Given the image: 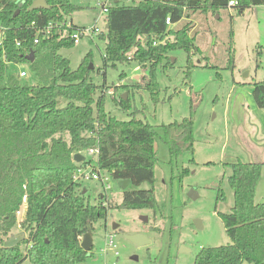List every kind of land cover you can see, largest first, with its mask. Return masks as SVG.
<instances>
[{
    "label": "trees",
    "instance_id": "obj_1",
    "mask_svg": "<svg viewBox=\"0 0 264 264\" xmlns=\"http://www.w3.org/2000/svg\"><path fill=\"white\" fill-rule=\"evenodd\" d=\"M21 1L22 5L0 0V20L6 27L0 46V236H8L13 230L23 206L19 226L26 237L12 247L0 242V264H20L24 259L30 264H84L89 251L80 246L81 237L91 233L98 219L106 217L108 206L102 200L91 203L81 193V183L73 180L79 166L73 154L97 147L98 167L114 181L130 180V185L136 187L130 189L129 185L123 190L119 206L150 209L159 215L153 186L156 130L154 125L137 118L135 111L129 119L119 120L105 110L110 86L105 81H92L90 52L74 70L69 60L59 54L61 48L74 45L70 37L79 25L72 23L66 29L52 26L48 37L39 32L49 23L70 21L69 15L80 6L71 0H45L46 7L29 10L34 0ZM228 1L139 0L127 4L113 0L105 15L107 28L98 35L105 41L104 66L130 61L147 63L149 76L144 89L153 103L158 102V64L170 65L168 53L180 48L187 53L188 71L197 66L192 60L200 53L192 35L196 29L193 20L229 9ZM235 1L230 8H236L238 15L252 6L264 5V0ZM167 17L172 27L165 23ZM228 37L230 69L232 30ZM152 41L157 44L152 45ZM30 53L32 61L26 58ZM6 62L29 64L37 82H22ZM119 87L126 97L119 95L113 100L128 110L129 85L114 86L116 90ZM251 94L256 106L264 110V79L252 83ZM193 125L192 111L180 121L161 125L171 160L184 151L193 154ZM263 164L239 160L228 164L233 206L230 212L218 215L229 242L202 247L193 264H264V201H254ZM188 172L182 167L179 176ZM143 183L149 187L137 189Z\"/></svg>",
    "mask_w": 264,
    "mask_h": 264
},
{
    "label": "rangeland",
    "instance_id": "obj_2",
    "mask_svg": "<svg viewBox=\"0 0 264 264\" xmlns=\"http://www.w3.org/2000/svg\"><path fill=\"white\" fill-rule=\"evenodd\" d=\"M100 1L71 0L81 8L68 18L87 29L95 26V31L73 46L61 48L59 54L69 60L74 70L90 52L92 81L97 84L105 81L113 91L112 95H106L105 110L119 120L129 119L135 111L137 118L155 126L153 186L160 216L150 209L120 207L123 191L111 177L110 189L103 199L99 198L103 188L98 180H81L91 203L102 200V204L108 206L106 217L93 225V247L84 264H193L202 247L229 242L218 215L230 212L233 206V192L227 181L231 172L228 164L238 160L264 162V110L256 106L251 94L252 83L264 79V5L247 8L241 15L236 8H229L195 18L196 29L192 35L200 53L193 55L192 60L197 66L188 71L186 51L180 48L170 51L167 56L171 64L167 67L158 64L155 69L160 92L158 102L153 103L144 89L149 76L147 63L130 61L116 63L115 67L104 66L105 41L98 35L105 31V13L100 14ZM231 30L233 66L229 69L227 47ZM206 63L211 66L205 67ZM11 68L27 71L28 76L22 78V82H37L29 64ZM116 85H129L128 110L121 109L113 100L119 95L126 96L122 88H114ZM191 111L194 152L184 151L171 160L161 125L180 121ZM83 155L91 165H96L95 155ZM182 167L189 172L180 177ZM148 187L143 183L137 189ZM254 201H264V164ZM23 209L22 206L8 236L24 232L26 237L18 223ZM135 233L142 234L150 243L137 246L126 237ZM8 236H0V242ZM20 264L30 262L24 259Z\"/></svg>",
    "mask_w": 264,
    "mask_h": 264
},
{
    "label": "built area",
    "instance_id": "obj_3",
    "mask_svg": "<svg viewBox=\"0 0 264 264\" xmlns=\"http://www.w3.org/2000/svg\"><path fill=\"white\" fill-rule=\"evenodd\" d=\"M16 3H18L19 5H22L23 2L21 0H14ZM127 2L130 3H135L138 2L139 0H126ZM100 6V14L107 12L108 7L112 4V2H108V0H102L99 3ZM236 4L235 0H229L227 6L231 7L234 6ZM98 14L96 18H94V23L96 21V19L98 18V16L100 15ZM105 21V18H104ZM165 23L167 25H171L172 23L170 22L169 17H167L165 19ZM53 27H60L63 28H70L72 26V22L71 21H64L61 23H49L47 26L43 27L42 29L39 30V32L42 34V36L44 37H48L51 35V28ZM6 30V27L3 26V24L1 23L0 20V46L3 45V38H4V32ZM95 31V26H93L92 28H85L83 26H80V28L75 29L72 34L70 39L72 40V42L75 44L79 41L80 38H82L85 35H89L91 33H93ZM38 41V37H35L34 42L36 43ZM20 43L18 41H16V45L18 46ZM157 42L156 41H152V45H156ZM8 64V67H12V66H17V64L14 63H10V62H6ZM12 72H14L15 74H17V76L19 78H25L28 76V73L25 69L23 68H18V69H11ZM106 94H113V91L110 90V88H108L106 90ZM80 153L84 154V153H88L90 155H95L96 156V160H97V153H98V149L97 147H91L88 148L86 150L83 151H79ZM79 166L73 176V180L76 182L81 183V180H98L103 188V192L101 193V196L104 197L105 193L108 189H110V184H109V178H110V174L105 171L102 170L98 167L97 165V161H96V165H91L90 164V160L86 163H77ZM20 212V211H19ZM19 212L17 213V215L19 214ZM23 215V214H22ZM22 219V217H21ZM20 219V220H21ZM20 222V221H19ZM18 222V223H19Z\"/></svg>",
    "mask_w": 264,
    "mask_h": 264
},
{
    "label": "water",
    "instance_id": "obj_4",
    "mask_svg": "<svg viewBox=\"0 0 264 264\" xmlns=\"http://www.w3.org/2000/svg\"><path fill=\"white\" fill-rule=\"evenodd\" d=\"M37 7H46L45 0H34L29 5L28 9L33 10ZM17 12L18 11H16V13ZM106 28H107V25H105V29ZM26 58L29 61H32L33 60V54L30 53V55H28ZM198 62H199V60H198ZM89 67L90 68L92 67L91 63L89 64ZM125 97L126 96L123 95V98H125ZM72 159L75 163H81V162L85 161L84 155L80 152L74 153ZM116 183L119 186V188L122 189V191H123L130 185V180H118ZM83 192L84 191H82V194H83ZM144 220L147 221V217H145ZM126 237L130 241L134 242L137 246H144V245H148L150 243V240H148L145 236H143L142 234H139V233L127 235ZM23 238H24V232H20V233H16V234H10L7 237V239L4 241L3 246L4 247H12V246L18 244ZM91 245H92L91 233L87 232V233L82 235L80 246L82 247L83 250L89 251ZM182 250H183V248H182Z\"/></svg>",
    "mask_w": 264,
    "mask_h": 264
},
{
    "label": "crops",
    "instance_id": "obj_5",
    "mask_svg": "<svg viewBox=\"0 0 264 264\" xmlns=\"http://www.w3.org/2000/svg\"><path fill=\"white\" fill-rule=\"evenodd\" d=\"M228 8H230V7H228ZM70 21L73 23V19L72 18H70ZM74 24V23H73ZM76 25V24H75ZM251 88H252V86H251ZM251 92H252V89H251ZM82 191H84L83 192V194H85L86 192H87V189H86V187H83L82 186ZM82 191H81V193H82ZM105 197V196H104ZM99 198L100 199H103V197L101 196V193L99 194ZM244 264H248V263H244Z\"/></svg>",
    "mask_w": 264,
    "mask_h": 264
}]
</instances>
